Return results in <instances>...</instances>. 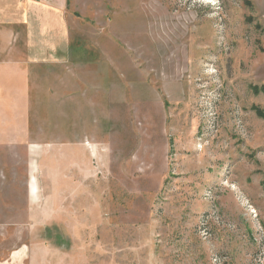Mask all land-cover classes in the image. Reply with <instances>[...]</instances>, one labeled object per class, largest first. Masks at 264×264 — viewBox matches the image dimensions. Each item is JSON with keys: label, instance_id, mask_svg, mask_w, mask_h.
<instances>
[{"label": "rangeland", "instance_id": "1", "mask_svg": "<svg viewBox=\"0 0 264 264\" xmlns=\"http://www.w3.org/2000/svg\"><path fill=\"white\" fill-rule=\"evenodd\" d=\"M0 48V255L264 264V0H0Z\"/></svg>", "mask_w": 264, "mask_h": 264}, {"label": "crops", "instance_id": "2", "mask_svg": "<svg viewBox=\"0 0 264 264\" xmlns=\"http://www.w3.org/2000/svg\"><path fill=\"white\" fill-rule=\"evenodd\" d=\"M11 47V46H10ZM1 49V48H0ZM21 49V65H25L26 66V69H23L24 72H26V74L28 76L32 75L34 76V72L33 70H31V66H34V65H45L46 62L45 61H41V59H38L35 58L34 54L31 53V44L30 42H27V43H23L20 47ZM2 50H8L10 51V56H12L13 59H15V51L14 49H11V48H8V47H3ZM19 50V49H17ZM16 54H18V52L16 51ZM38 60V61H37ZM41 61V62H40ZM2 129H6V127L4 125H2L0 127ZM30 129V126H27V127H22V135L20 136H17V137H13L11 139H9L8 142H4L3 141V137L0 138V154H5V153H8L9 150H11L12 146H13V142L16 141L19 143L22 141V143H26V142H29V141H26V137H28V130ZM1 136V134H0ZM7 236V235H6ZM4 236V241H3V248H4V251H5V255H0V264H13V259L15 257V254H17V250H13L14 249V243H13V239L10 237L9 239ZM17 258V257H16ZM2 259V260H1ZM19 259V258H18Z\"/></svg>", "mask_w": 264, "mask_h": 264}]
</instances>
